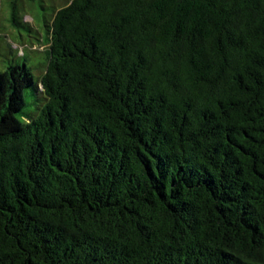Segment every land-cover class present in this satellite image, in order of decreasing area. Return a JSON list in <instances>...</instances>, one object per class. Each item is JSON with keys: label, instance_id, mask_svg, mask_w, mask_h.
I'll use <instances>...</instances> for the list:
<instances>
[{"label": "trees", "instance_id": "obj_1", "mask_svg": "<svg viewBox=\"0 0 264 264\" xmlns=\"http://www.w3.org/2000/svg\"><path fill=\"white\" fill-rule=\"evenodd\" d=\"M46 32L37 81L0 71V264H264V0H67Z\"/></svg>", "mask_w": 264, "mask_h": 264}, {"label": "rangeland", "instance_id": "obj_2", "mask_svg": "<svg viewBox=\"0 0 264 264\" xmlns=\"http://www.w3.org/2000/svg\"><path fill=\"white\" fill-rule=\"evenodd\" d=\"M67 0H0V71L10 60L24 54L35 81L45 66L46 46L41 45L46 37L47 23L54 8H59ZM17 16L18 26L11 23V12ZM39 94L33 87L24 90L25 106L17 115L29 116L36 111Z\"/></svg>", "mask_w": 264, "mask_h": 264}]
</instances>
